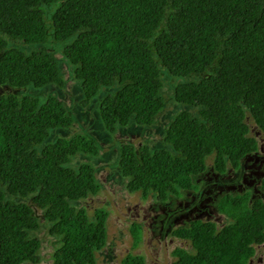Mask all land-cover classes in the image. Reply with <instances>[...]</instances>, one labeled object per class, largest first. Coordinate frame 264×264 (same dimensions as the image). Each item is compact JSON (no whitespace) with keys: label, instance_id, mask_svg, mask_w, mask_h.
<instances>
[{"label":"trees","instance_id":"16d2710c","mask_svg":"<svg viewBox=\"0 0 264 264\" xmlns=\"http://www.w3.org/2000/svg\"><path fill=\"white\" fill-rule=\"evenodd\" d=\"M50 38L64 44L82 104L117 85L100 105L110 132L132 121L156 122L164 107L162 66L170 76L191 78L175 85L174 100L199 116L189 110L173 116L164 134L171 149L121 146L118 164L129 192L181 197V190L198 187L194 177L205 172L208 156L222 174L258 150L245 119L248 111L264 133V0H0V264L40 261L36 208L59 237L55 264H95V251L107 243L108 211L98 208L90 220L75 204L101 188L92 164L71 165L79 153L99 155L96 140L63 135L73 118L54 95L41 100L4 89L64 84L51 54L10 45ZM216 208L229 220L222 227L196 219L172 231L194 251L177 247L171 264L250 263L264 244V200L228 192ZM131 227L136 244L141 227ZM143 261L128 255L122 264Z\"/></svg>","mask_w":264,"mask_h":264},{"label":"rangeland","instance_id":"374dc122","mask_svg":"<svg viewBox=\"0 0 264 264\" xmlns=\"http://www.w3.org/2000/svg\"><path fill=\"white\" fill-rule=\"evenodd\" d=\"M10 45L26 54L33 50L51 54L58 62L59 74L64 79V84L54 83L42 88L28 86L21 89H4L14 90L19 95L31 94L41 100L48 95H54L65 105L68 114L73 118L72 125L61 130L63 135L83 133L94 138L99 147V155L79 153L71 163L76 168L83 162L92 164L95 167L96 179L101 185L97 195H90L78 201L75 203L76 207H84L90 220L95 219L96 209L105 208L108 211L107 243L101 250L95 251V264H122L128 255L143 256L142 264H171L177 259V256L173 255L177 247L189 252L194 251L190 241L174 236L173 230L189 226L191 221L196 219L213 221L219 228L229 221L224 215H218L216 208L223 195L228 192L235 194L251 191L252 199L264 200V192L261 190V179L264 177V133L248 111L245 121L250 129L249 136L254 137L258 143V150L245 156L238 168L235 169L228 163L226 172L219 174L214 170L213 155H210L206 160L205 172L194 177V183L198 185L196 189L181 190V197L169 194L166 201L158 200L153 193L144 198L140 191L132 193L127 189L128 179L122 176L118 164L121 146L133 144L137 150L143 145H148L151 149H171L164 141V134L173 116L183 110H189L194 116H199L197 108L174 100L175 85L191 78L170 76L162 66L160 78L163 86L160 96L163 98L164 107L156 117V122L143 126L132 121L127 126H117L115 132H110L102 122L100 105L105 95L116 90L117 85L103 87L84 105L83 89L73 76L72 65L62 53L64 44L50 38L34 45L21 41H10ZM55 133L57 135L59 132H53L52 136ZM36 214L41 223L40 228L32 232L41 241L40 261L36 264H55L53 253L60 246L57 241L59 237L49 233V224L44 219L43 211L36 208ZM132 224L141 227L140 239L136 244ZM249 264H264V244L256 247V253Z\"/></svg>","mask_w":264,"mask_h":264},{"label":"flooded vegetation","instance_id":"af4514ba","mask_svg":"<svg viewBox=\"0 0 264 264\" xmlns=\"http://www.w3.org/2000/svg\"><path fill=\"white\" fill-rule=\"evenodd\" d=\"M244 158H245V157H244ZM244 158H243V159H244ZM243 159H242V160H243ZM242 160H241V161H242ZM240 165H241V163H240ZM219 174H221V173H219ZM222 174H223V173H222ZM263 178H264V177H263ZM263 178H262V179H263ZM262 179H261V182H262ZM249 192L251 193V191H249ZM251 199H252V197H251ZM252 200H253V199H252ZM217 212H218V211H217ZM218 215H220L219 212H218ZM222 215H223V214H222Z\"/></svg>","mask_w":264,"mask_h":264}]
</instances>
